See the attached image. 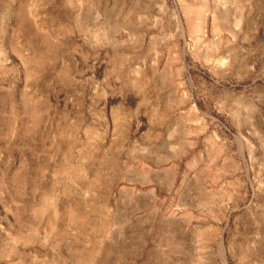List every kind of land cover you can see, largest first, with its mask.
Instances as JSON below:
<instances>
[{
	"label": "rangeland",
	"instance_id": "rangeland-1",
	"mask_svg": "<svg viewBox=\"0 0 264 264\" xmlns=\"http://www.w3.org/2000/svg\"><path fill=\"white\" fill-rule=\"evenodd\" d=\"M0 264H264V0H0Z\"/></svg>",
	"mask_w": 264,
	"mask_h": 264
}]
</instances>
